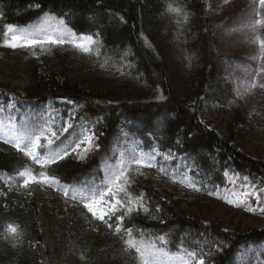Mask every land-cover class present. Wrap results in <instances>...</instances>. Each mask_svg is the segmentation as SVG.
Masks as SVG:
<instances>
[{"label":"trees","instance_id":"1","mask_svg":"<svg viewBox=\"0 0 264 264\" xmlns=\"http://www.w3.org/2000/svg\"><path fill=\"white\" fill-rule=\"evenodd\" d=\"M169 4L182 11H169ZM0 10V33L5 23L27 29L46 19L57 21V29L50 31L53 35L65 29L76 36H91L96 42L89 53H84L70 43L45 45L44 50L12 49L3 46L0 37V106L18 111L35 103L61 102L57 108L64 109V124L70 120L88 129L103 152L111 148L118 134L122 135V145L128 144L124 154L114 159L115 165L110 164L99 177V183L110 188L93 204L98 215L105 214L103 221L80 201L66 215L60 208H50L45 203L46 185L30 184L22 192L6 190L2 185L0 264H140L134 250L125 251L126 228L133 229L137 240L154 242L164 249L168 255L161 257L163 264H183L190 259L186 252L196 253L193 264L201 258L205 264H242L236 258L240 248L264 245V227L225 232L216 224L187 215L156 187L158 169L166 162L163 156L179 158L186 164V171L180 167L182 175L177 181L195 195L208 192V176L218 179L230 173L264 181V160L248 156L239 145V127L252 113L247 99L255 100L253 108L264 109V88L257 86L245 92V85L254 78L258 84L264 73L254 77L261 67L256 59L239 92L242 95L233 93L230 86L211 95L213 90L219 92L222 41L215 36L209 0H0ZM165 25L172 28L169 33ZM263 29L264 23L253 34L258 58L260 44L255 37L264 39ZM124 46L133 61L109 53ZM171 53L182 55L180 62L172 63ZM131 62L138 65L135 72ZM178 65L186 69L183 76L177 74ZM207 104L229 109L223 133L211 130L201 115ZM154 115L160 122L171 120L162 124L165 130L158 125L150 127L149 118ZM140 116L147 117L144 125L131 124ZM132 133L138 135L134 142ZM14 139L0 141L6 145L0 148V173H14L13 177L24 179L18 173L25 168L35 175L46 170L59 185H69L78 174L101 164L100 151L80 162L73 152L50 148L45 153L40 150L39 155L51 152L64 158L42 169L13 146ZM136 159L152 167L138 166ZM121 171L129 178L126 185ZM121 187L125 190L120 191ZM141 198L143 207L136 203ZM117 200L120 205H116ZM129 200L135 210L124 216L122 231L117 234V217L127 211L122 205ZM113 205L115 214H111ZM10 225L16 226V233L9 231ZM242 257L243 264L255 258L246 253Z\"/></svg>","mask_w":264,"mask_h":264},{"label":"rangeland","instance_id":"2","mask_svg":"<svg viewBox=\"0 0 264 264\" xmlns=\"http://www.w3.org/2000/svg\"><path fill=\"white\" fill-rule=\"evenodd\" d=\"M209 11L216 25L215 36L222 41L221 58L219 59L222 76L220 77L221 82L218 83L219 92L213 90L211 95L223 93L226 86L232 87L233 93L236 91L240 92L246 80L251 76L252 70H254L253 66L256 59H258L260 66L264 65V59L256 57L257 52L253 41L255 31L247 27V25L255 23L257 20L264 23V9L259 7L257 0H227V2L225 0H209ZM257 12H259V15H257ZM49 21L46 19L37 20L27 29L37 32L43 30L50 33L52 29H57L55 28L57 21ZM164 27L165 30L168 28L166 30L167 33L172 29L169 25ZM109 53L113 55L119 53L132 61L134 58L126 46L120 48V50H110ZM180 57L182 55L170 54V60L175 64L180 62ZM130 67L133 72L138 70V65L135 62H131ZM178 67L180 70H177V74L183 76L186 69L181 67V65H178ZM257 80L258 85L259 81L264 83V75ZM254 102L255 100L252 102L251 97L247 99L246 105L251 107L252 113L249 114L247 123L239 127L242 130L239 145L241 150L247 153L248 156L264 160V109L253 108ZM59 103L61 104V102ZM59 103H35L18 111L14 107H6L4 109L0 106V113L7 114L6 120L0 117V123L2 129L7 131L22 120L21 125L25 129L26 137L35 135L40 137V143L42 140L45 141L41 148L43 152L49 146L54 150L58 148L68 152L74 151L78 158L77 160L80 162H86L89 157H94L99 151L102 152L99 166L92 165L89 170L78 174L71 181V184L74 185L70 190L75 192L77 189L78 192L76 194H79L84 190L83 186L91 185L92 187L93 184L97 183L100 179L99 177L108 171L110 164L115 165L114 159L117 155L124 154L122 151L128 144L123 146L122 135L118 134L111 145L112 149L109 147L106 152H103L98 146V141L88 129L73 125L70 120L64 124V109L57 108ZM229 113L228 108L217 104L204 105L201 110V115L206 124L218 134L226 131ZM68 114L69 116L72 115L71 111ZM153 117V119L149 118L150 127L158 125L162 130H165L162 124L171 121L169 119H166V121L161 119L160 122L158 116L154 115ZM146 119L147 117L140 116L139 121L136 119L131 124L144 125ZM10 122L13 123L11 124ZM88 137H92L91 143L88 142ZM137 137L138 135L136 134L131 136L132 142ZM49 140L52 141L51 144H49ZM2 146L6 145L0 143V148ZM172 156L175 157V155ZM163 158L166 162H163L162 167L158 169L155 179L156 187L162 196L179 206L187 215L193 216L203 223L216 224L223 231L231 233L248 229H262L264 227V211H261L264 208V191H260L264 189L263 180L250 181L233 176L230 173H226L218 179L208 176V182H205L208 192L204 191L199 195H195L186 190L185 186L177 181L182 175L180 167H183V171H186V164L182 163L179 158L177 160L167 156H163ZM112 167L115 168L114 166ZM13 174L0 173V187L3 185L6 190L15 192L26 190V187L23 186V181L13 177ZM213 174L216 175L217 171ZM44 192L47 195L46 205L48 204L50 208H60L63 215H66L71 208L75 207L74 199L68 195L67 197L65 194H61L62 189L60 188L48 187ZM228 201H232V203ZM249 209H254V211ZM243 253H246L248 257L255 256L254 262H246V264H264V255H262L264 253V245L261 247L240 248L236 252V258L237 262L242 264ZM62 264L66 263L63 261Z\"/></svg>","mask_w":264,"mask_h":264},{"label":"snow or ice","instance_id":"3","mask_svg":"<svg viewBox=\"0 0 264 264\" xmlns=\"http://www.w3.org/2000/svg\"><path fill=\"white\" fill-rule=\"evenodd\" d=\"M227 2V0H225ZM259 7L261 9H264V0H258ZM39 7V5H37ZM168 10L176 13H180L182 11L181 8L174 7L172 4H169ZM257 15H259V12H257ZM185 21L187 20V15L184 16ZM262 23V21L257 20L255 23H250L247 25L248 28L255 31L257 26H259ZM58 34H51L46 31L40 30L37 31H29L28 29H21L18 28L15 25L12 24H4V31L0 33V37L3 38V46L12 48V49H33L36 47L41 48V50H44L45 45H63L66 43L72 44L75 48L79 49L80 51L84 53H89L91 51V45L96 43L91 36H76L74 33H72L70 30L65 29H58L56 30ZM255 40L259 41L260 44V57L261 59H264V39H260L259 36L255 37ZM33 55L35 53L33 52ZM262 73H264V65H262L258 71L254 73V77L260 76ZM257 86L260 88H264V83H259V85L256 83L255 78L253 79L252 83L245 85V92H250L252 89H255ZM238 95H242L241 93H237ZM53 135H55L53 133ZM88 142H92V137L87 138ZM7 142V141H5ZM52 141L49 140V144H51ZM13 146L18 150L23 152V154L27 157H29L35 164L40 165L42 169H46L48 165L55 164L58 159H63L64 156H61L59 154H52L51 152L46 153L45 156L41 157L36 149L42 147L40 144V137L39 136H21L17 135L15 139L13 140ZM66 154V153H65ZM138 166L142 167H152L151 163H146L142 159H136L134 161ZM131 166L129 165V168ZM142 174V173H141ZM18 175L20 177H23V186L28 187L30 184H37V185H47L49 187L53 185H58L59 181L56 179L55 176L49 175L46 170H42L39 172L38 175L33 174L32 170L29 168H25L23 171L19 172ZM120 178L123 179V183L126 185L129 183V178L127 176V173L125 171H121ZM120 191H124V187H121L119 189ZM198 190V189H197ZM260 191H264V189H261ZM67 195V191L65 192ZM229 203H232V201H228ZM95 202L89 200L84 204V207L88 209L89 212L92 213L93 216L97 217L100 220H104V213L97 214L96 211L93 209V204ZM132 201L129 200L126 202L127 211L118 216L117 220L120 223H117L115 226V232L119 234L122 231V223L124 220V216L133 212L135 209L131 206ZM137 205L139 207H143L142 204V198L136 201ZM121 202L119 200L116 201V205H120ZM147 211V209H144ZM250 211H254V209H249ZM116 206H111V214H115ZM261 211H264V208L261 209ZM106 222V221H105ZM109 228H112L113 225L108 224ZM9 231L12 233H16L17 228L16 226H9ZM123 231L127 235V239L124 240V243L127 245V248L125 251L132 249L134 250L139 258L140 264H163V261L161 260L162 256H167L168 254L164 251L162 248H157L156 244L154 242H145L143 239L137 240L133 236V229L132 228H126L123 229ZM159 240L163 241V237H158ZM187 257L190 259H186L183 261V264H193V260L196 257V253L194 252H186ZM195 264H205L204 259H199L195 261Z\"/></svg>","mask_w":264,"mask_h":264}]
</instances>
